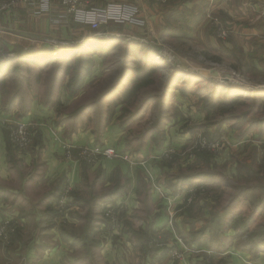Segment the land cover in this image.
<instances>
[{
  "label": "rangeland",
  "instance_id": "374dc122",
  "mask_svg": "<svg viewBox=\"0 0 264 264\" xmlns=\"http://www.w3.org/2000/svg\"><path fill=\"white\" fill-rule=\"evenodd\" d=\"M49 17L47 30L35 23L30 25L25 33V47L15 45L5 50L0 45V58L7 60L6 70L2 72L7 74L0 85L3 95L0 105L7 113L17 108L15 116L3 118L8 140L16 123L30 116L25 121L31 132L29 146L38 126L66 124L82 135H89L94 144L110 146L107 143L112 139V143L123 147L121 152L134 158L130 164L140 162L138 159L145 149L158 156L163 164H173L176 174L184 172L194 178L202 201L193 206L190 219L205 220L204 208L217 209L234 196L235 207L240 206L238 203L251 206V214L248 210L239 211L240 216L229 225L213 224V216L206 220L207 224H203L207 226L203 225L196 233L202 239L207 236L208 242L204 244L208 248L216 254H229L228 250H232L249 258L263 257L264 188L244 190L242 198L237 196V191L249 182L264 184V141L258 142V146L250 142L256 141L254 136L264 130V91L255 95L250 91L252 87H264V69L257 70L249 63L243 68L235 54H227L222 47L213 50V44L200 37L190 42H175L168 36L144 35L126 24L93 30L71 23L62 30L52 28ZM146 26L147 20L139 28ZM99 32L120 37H104V40L112 38L107 50L87 48L91 40L101 38L95 35ZM228 37L227 32L221 38ZM173 64L179 72L173 71ZM211 72H215L212 78L218 83L231 84V88L245 87V92L226 91V87L215 82L199 81L211 77ZM227 73L231 75L227 79L231 81L229 84L223 78ZM200 138L215 147L199 148ZM66 144L72 146L67 157L78 155L83 146L89 145ZM253 151L258 156L257 163L251 156ZM251 160L257 167L255 170L262 173L256 176L258 180L250 179ZM239 174L243 176L240 182L233 178ZM218 176L226 177L222 184L224 193L216 189ZM205 186L208 194H201ZM159 194L167 198L161 189ZM210 213L213 214L212 210ZM4 218H10L15 229L7 239L4 236L0 239L10 241L20 226L14 218ZM112 223L117 224V220ZM204 228L210 233L206 234ZM193 244V248L183 244L182 251L171 247L167 254L172 259L171 254L179 252L182 260L183 249L193 254L201 251L197 249L198 242Z\"/></svg>",
  "mask_w": 264,
  "mask_h": 264
},
{
  "label": "crops",
  "instance_id": "0c3cea01",
  "mask_svg": "<svg viewBox=\"0 0 264 264\" xmlns=\"http://www.w3.org/2000/svg\"><path fill=\"white\" fill-rule=\"evenodd\" d=\"M114 1L135 2L141 7L147 26L131 27L144 35L168 36L175 42H190L195 37L208 39L213 50L222 47L227 54L239 57L243 68L249 63L257 70L264 69V0H93V3ZM47 18L48 15H28L17 8L0 13V45L5 50L23 46L30 25L35 23L47 30ZM219 26L227 30L228 38L218 36ZM6 74L0 73V85ZM16 109L7 113L0 105V220L12 217L20 226L10 241L0 239V264H199L204 257H212L215 263L223 258L227 264H264V256L249 258L232 250H228L229 254H216L204 244L208 242L207 236L202 239L196 233L203 225L207 226L206 220L212 216L213 224L229 225L240 216L239 211L248 210L251 214V206L238 203L240 206L235 207L234 196L217 209L204 208L205 220L190 219L200 192L192 175L176 174L173 164H163L145 149L141 151L139 164L117 159L83 162L75 151L72 157H67L63 143L79 146L94 142L89 135H82L66 124L40 125L28 148L15 149L12 144L8 148L3 118L15 116ZM28 119L31 117L24 118ZM254 139L250 142L256 146L264 141V130ZM111 140L108 145L123 150ZM251 156L257 163V154ZM254 162L251 160L249 165L250 179L258 180L256 176L262 173L255 170ZM225 178L216 179L217 191H224ZM233 178L240 182L243 176ZM250 183L238 189L237 196L242 198L244 190L264 188L263 183ZM68 184L70 194L64 209L58 211L57 198ZM159 189L167 198L160 196ZM208 190L205 186L201 194H208ZM111 209L118 215L117 224L104 219L105 212ZM195 242L201 251L193 254L183 249L182 260L170 259L167 254L171 247L182 251L183 244L193 248Z\"/></svg>",
  "mask_w": 264,
  "mask_h": 264
},
{
  "label": "built area",
  "instance_id": "2783aa9c",
  "mask_svg": "<svg viewBox=\"0 0 264 264\" xmlns=\"http://www.w3.org/2000/svg\"><path fill=\"white\" fill-rule=\"evenodd\" d=\"M23 9L33 16L49 15L53 26L68 28L71 23H78L93 30H99L116 24L142 27L146 24V17L143 10L135 2H106L103 5H96L93 0H0V13H6L14 9ZM218 36L227 35L225 28L218 27ZM10 133V142L18 149H25L29 146L31 132L27 122H17ZM199 148H214L204 138L198 141ZM69 144L63 143L62 147L66 156H70ZM72 147V146H71ZM67 153V154H66ZM172 154V153H170ZM169 154V155H170ZM168 156V154H166ZM78 158L93 162L97 159H117L133 163V159L127 152L118 151L113 146L104 144H89L83 146ZM137 162V161H135ZM139 164V162H137ZM71 187L66 185L57 198V209L62 211L70 194ZM105 217L116 222V212L113 209L105 212ZM15 224L10 218L0 220V236L6 239L12 234ZM172 259H180L179 252L171 254Z\"/></svg>",
  "mask_w": 264,
  "mask_h": 264
},
{
  "label": "trees",
  "instance_id": "16d2710c",
  "mask_svg": "<svg viewBox=\"0 0 264 264\" xmlns=\"http://www.w3.org/2000/svg\"><path fill=\"white\" fill-rule=\"evenodd\" d=\"M69 28V27H68ZM114 39V38H113ZM112 38L108 39V40H104V38H97L94 40H91L90 43L87 44V48L88 47H92L96 50H107L111 45ZM108 45V46H107ZM108 47V48H106ZM7 60H2V57L0 58V73H2L3 71L6 70V62ZM173 67V71L175 72H179V70H175L174 68H176L174 65H172ZM182 72V71H181ZM187 74V72H185ZM193 80V79H191ZM199 81H204L206 82V84H213L214 82L217 84V86H222V87H226V91H231L233 89H236V91H242L245 92L246 89H241V88H231V86L229 87V85L225 86L222 83H218L216 81V79L212 78V77H204L203 79L199 80ZM189 83V82H188ZM234 91V90H233ZM250 91H252L255 94L257 93H261L262 91H264V89H251ZM227 93V92H226ZM233 97H236V95H233ZM6 140H7V144H8V148L11 146V142L8 140V135H5ZM9 157H11L10 153H8ZM84 162V161H83ZM106 219V218H104ZM106 220H109L108 218ZM199 264H227L226 260H224L223 258L219 259L216 263L213 261L212 257H204Z\"/></svg>",
  "mask_w": 264,
  "mask_h": 264
},
{
  "label": "water",
  "instance_id": "95a60500",
  "mask_svg": "<svg viewBox=\"0 0 264 264\" xmlns=\"http://www.w3.org/2000/svg\"><path fill=\"white\" fill-rule=\"evenodd\" d=\"M95 35H97V37H101V38L108 37V36L120 37L119 35H115L114 33H107V32H99V33H97ZM173 65L177 67L176 64H173ZM212 76H215V72H211V77ZM230 77H231L230 74H228V73L227 74H224L223 78L226 80L225 83L228 82L227 84H229V82H231V81H227V79H229ZM229 85H231V84H229ZM241 88H243V87H241ZM243 89H245V87ZM252 89H255V90H257V89H264V87H255V88L252 87Z\"/></svg>",
  "mask_w": 264,
  "mask_h": 264
}]
</instances>
